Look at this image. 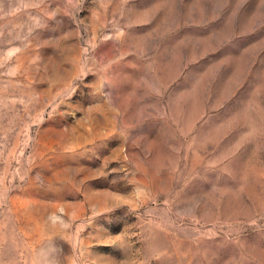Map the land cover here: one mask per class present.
I'll use <instances>...</instances> for the list:
<instances>
[{
    "label": "rangeland",
    "instance_id": "1",
    "mask_svg": "<svg viewBox=\"0 0 264 264\" xmlns=\"http://www.w3.org/2000/svg\"><path fill=\"white\" fill-rule=\"evenodd\" d=\"M0 264H264V0H0Z\"/></svg>",
    "mask_w": 264,
    "mask_h": 264
}]
</instances>
